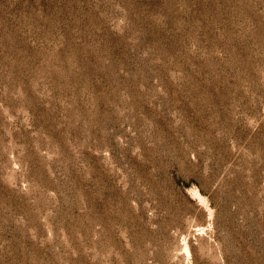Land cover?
I'll return each mask as SVG.
<instances>
[{"label": "rangeland", "instance_id": "1", "mask_svg": "<svg viewBox=\"0 0 264 264\" xmlns=\"http://www.w3.org/2000/svg\"><path fill=\"white\" fill-rule=\"evenodd\" d=\"M0 264H264V0H0Z\"/></svg>", "mask_w": 264, "mask_h": 264}]
</instances>
